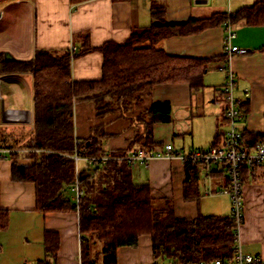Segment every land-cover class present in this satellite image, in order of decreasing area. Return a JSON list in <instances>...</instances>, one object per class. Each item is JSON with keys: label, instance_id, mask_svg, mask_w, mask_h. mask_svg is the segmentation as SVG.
<instances>
[{"label": "trees", "instance_id": "1", "mask_svg": "<svg viewBox=\"0 0 264 264\" xmlns=\"http://www.w3.org/2000/svg\"><path fill=\"white\" fill-rule=\"evenodd\" d=\"M12 1L16 0H0V6ZM153 15L159 23L132 32L122 44L106 42L94 48L88 35L81 33L76 36L79 46L72 52L35 49L26 61L7 60L0 52V76L22 74L32 82V122L29 127L18 125L8 131L0 126V150L7 151L6 158L13 160L12 180L34 185L36 211L78 214L80 264H117V250L137 248L143 235L151 239L154 264H210L233 259L236 224L230 214L179 218L168 201L165 208L155 209L149 184L133 180L132 167L125 158L137 150L146 155L161 151L162 144L154 141L152 126L171 122L168 103H154L130 119L136 127L135 135L123 150H103L110 138L103 126L93 127L84 139L75 137L76 103H92L98 119L117 112L122 117L133 104H139L138 94L145 88L177 83H186L192 90L202 87V75L215 59L172 56L159 44L171 37L199 34L223 25L227 13L177 24L164 23V11ZM230 23L233 28L264 27V1L231 12ZM91 52L102 55L101 78L72 80V61ZM245 108L241 103L243 114ZM240 131V147L246 151L264 142V132ZM74 156L79 158L77 162ZM104 157L109 159L103 161ZM19 159L33 163L20 166ZM183 165V199L197 201L204 165L191 160H184ZM259 168L264 174V167L242 168V183L249 177L255 179ZM76 180L80 192L77 204L73 191ZM8 225L9 212L0 208V234ZM44 244L46 254L55 257L56 234L46 232Z\"/></svg>", "mask_w": 264, "mask_h": 264}, {"label": "crops", "instance_id": "2", "mask_svg": "<svg viewBox=\"0 0 264 264\" xmlns=\"http://www.w3.org/2000/svg\"><path fill=\"white\" fill-rule=\"evenodd\" d=\"M259 1L264 0H206L202 3H196V0L24 1L33 5L36 21L31 57L26 60L32 58L35 49L77 48L79 43L76 36L81 33L88 35L90 46L94 48L101 47L106 42L122 44L132 32L159 23L153 15L156 11H164V23L177 24L190 19L208 18L217 12H234ZM1 8L2 5V17ZM233 29L235 36L232 43L248 51L245 55L235 56L230 62L236 75L235 97L246 106L238 128L248 133H262L264 50L261 49L264 48V27L236 26ZM224 37L225 30L220 25L199 34L171 37L159 44L161 49L172 56L215 59L203 73L202 87L198 90H192L186 83L145 88L138 94L141 99L139 104H133L122 117L117 112L98 119L92 103L81 102L73 106L75 137L84 139L93 127L103 126L110 135L103 145L104 151L123 150L128 146L136 130L130 122L131 118H136L154 103H168L171 106V122L154 124L152 135L155 142L162 144L161 151L165 145H171L174 157H154L147 165L137 163L132 167V173L135 183L149 184L152 206L155 209L165 208V202L168 201L179 218L230 214L226 170L222 166H213L210 172L202 168L199 175L201 197L197 201L187 202L183 199L185 170L179 158L214 147L226 130L225 104L221 92L225 77L216 70L221 62ZM102 63V55L98 52L74 59L71 64L72 80H99ZM2 76L6 77V87L17 86L23 89L25 82H28L32 88L31 78L27 75ZM21 88L19 89L22 90ZM10 91H7L8 95L11 94ZM2 100L4 104L5 100ZM6 100V104L12 106L10 109L26 110L32 120V105L27 107L20 97L15 100L8 96ZM12 163L13 160L6 157L0 158V208L9 212L8 228L0 234V264H80L78 214H42L36 211L34 185L13 181ZM17 163L26 167L33 161L19 159ZM255 174V179L247 178L241 188L243 218L238 238L245 254L264 257L263 169H257ZM46 232L54 233L58 238L55 257L46 254ZM117 264H154L150 237L140 236L137 248H119Z\"/></svg>", "mask_w": 264, "mask_h": 264}, {"label": "built area", "instance_id": "3", "mask_svg": "<svg viewBox=\"0 0 264 264\" xmlns=\"http://www.w3.org/2000/svg\"><path fill=\"white\" fill-rule=\"evenodd\" d=\"M230 17L231 12H228L227 19L223 24L225 37L221 62L216 66V70L223 73L225 77L221 92L225 104L224 119L226 130L218 144L214 147H211L206 151L192 152L184 158H179L182 162L184 160L199 161L204 165L203 168L206 169L207 172H210L211 167L213 166H222L227 171L229 183L227 194L230 200V215L236 224L233 259L230 262L214 261L210 264H264V257L245 254L238 238L239 227L243 218L241 202V188L243 183L241 180V169L244 167L249 169L264 167V142L258 143L255 148L250 151H246L240 147L242 133L238 128V123L243 119L244 114L240 110L242 101L235 97L237 86L236 75L230 67V62L235 56L245 55L248 51L232 43L235 34L230 23ZM74 50L73 47L70 48L71 52ZM10 112L15 115L16 120H22L27 124H31L32 120L28 111L13 110ZM6 153L7 151L0 150V157L5 158ZM154 157L173 158L174 155L172 154L171 145L167 144L161 152L150 155H146L143 151L137 150L125 159L131 167H134L137 163L147 165L149 160ZM73 158L75 162L79 160L77 156H74ZM108 159V157L102 158L103 161ZM73 191L75 193L74 200L77 204L80 195L77 180L73 187ZM198 264L206 263L200 262Z\"/></svg>", "mask_w": 264, "mask_h": 264}, {"label": "rangeland", "instance_id": "4", "mask_svg": "<svg viewBox=\"0 0 264 264\" xmlns=\"http://www.w3.org/2000/svg\"><path fill=\"white\" fill-rule=\"evenodd\" d=\"M3 5L1 8V10H3V15L0 18V52H8L19 60H26L31 57L35 38L36 21L34 7L30 3L24 1H16ZM6 85V77L1 75L0 126L7 131L11 130L13 126L15 128L18 125L28 126L29 124L24 121L15 119V115L10 112L13 111V109L9 108L12 106L6 104V97L11 96V98L15 100L20 97L27 107H31V83L25 82L23 89L19 87L22 90L17 86L6 87ZM7 91H10L11 94L8 95ZM2 99L5 100L4 104L1 102L3 101ZM15 130L18 131L17 129ZM81 165L82 162L79 161L78 166Z\"/></svg>", "mask_w": 264, "mask_h": 264}, {"label": "water", "instance_id": "5", "mask_svg": "<svg viewBox=\"0 0 264 264\" xmlns=\"http://www.w3.org/2000/svg\"><path fill=\"white\" fill-rule=\"evenodd\" d=\"M202 2H206V0H196V3H202ZM0 17H1V12H0ZM4 56L7 60H13V57L8 52H4Z\"/></svg>", "mask_w": 264, "mask_h": 264}]
</instances>
